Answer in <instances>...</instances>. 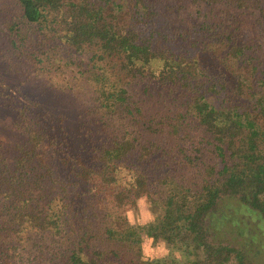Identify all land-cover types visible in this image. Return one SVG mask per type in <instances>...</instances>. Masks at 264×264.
Listing matches in <instances>:
<instances>
[{
    "label": "trees",
    "instance_id": "obj_1",
    "mask_svg": "<svg viewBox=\"0 0 264 264\" xmlns=\"http://www.w3.org/2000/svg\"><path fill=\"white\" fill-rule=\"evenodd\" d=\"M0 113V264H264V0H0Z\"/></svg>",
    "mask_w": 264,
    "mask_h": 264
},
{
    "label": "rangeland",
    "instance_id": "obj_2",
    "mask_svg": "<svg viewBox=\"0 0 264 264\" xmlns=\"http://www.w3.org/2000/svg\"><path fill=\"white\" fill-rule=\"evenodd\" d=\"M10 121H11V118H9L7 114L0 113V131L1 132H4L7 130V128H5V125L6 123H9ZM129 210L133 211L131 220L135 222L145 223L151 218V212L149 210L147 200H145V203L143 205H139L137 202L136 207H132ZM143 244H144L145 252L148 255H152L162 250V246H159V243L149 236H144Z\"/></svg>",
    "mask_w": 264,
    "mask_h": 264
},
{
    "label": "clouds",
    "instance_id": "obj_3",
    "mask_svg": "<svg viewBox=\"0 0 264 264\" xmlns=\"http://www.w3.org/2000/svg\"><path fill=\"white\" fill-rule=\"evenodd\" d=\"M145 200H146V197H141V198L138 200V204H139V205H143V204L145 203ZM127 214H128V216H129V218H131L132 215H133V211H132V210H129Z\"/></svg>",
    "mask_w": 264,
    "mask_h": 264
}]
</instances>
